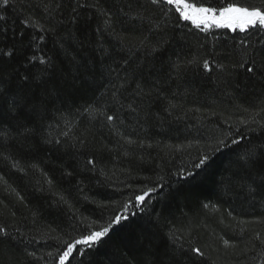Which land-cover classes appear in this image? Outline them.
<instances>
[{
    "label": "trees",
    "instance_id": "obj_1",
    "mask_svg": "<svg viewBox=\"0 0 264 264\" xmlns=\"http://www.w3.org/2000/svg\"><path fill=\"white\" fill-rule=\"evenodd\" d=\"M138 2L144 7L136 9L137 0H133L132 8L145 19H125L123 24L119 23L124 18L120 9L128 0H104L100 7L102 11L111 9L116 33L129 39L135 40L149 24L159 30L156 39L166 48L165 68L170 62L196 60L202 64L207 59L212 72L188 65L175 83L167 81L164 98L147 108L141 106L138 113L127 107L118 110L100 100L103 88L96 90L101 84L97 79L93 87L85 83L78 89H63L55 106L43 119L37 118L36 133L27 140L5 125L0 132V224L12 239L0 253V264H55L63 240L79 235L93 221V230L106 225L114 209L142 189L161 184L164 187L158 188L142 212L134 207L135 217L71 264H143L149 250L163 257L173 238L185 250L191 245L204 252L202 258H185L184 264H264V192L250 194L248 173L237 165L249 141L257 148L264 146L261 90L244 88L242 75L233 76L231 86L226 83V72L237 59L230 54L242 47L240 41L255 45L264 38L228 29H213L209 34L189 31L186 22L176 26L174 15L164 16L147 0ZM229 2L264 6V0H205V6ZM68 4L64 0L65 23ZM50 6L51 0L47 4L46 0H10L8 10L0 11L5 17L0 21V67L18 73L19 83L26 71L41 73L43 66L33 67L37 64L31 61L33 56L51 58L56 66L52 81L62 84V78L75 74L71 62L75 56L94 68L98 77L101 66L93 52L96 40L103 39L94 31L98 21L81 24L84 47L76 41L71 49L61 51L52 34H46L44 43L31 40L38 29L25 27L21 21L47 27L42 13ZM87 15H92L91 10ZM143 34L151 38V32ZM6 52L13 56L3 55ZM219 64L228 66L225 73ZM156 65L161 67V61ZM161 78L167 80V75ZM90 106H98L93 115L83 111ZM104 114L119 119L109 123ZM242 134L245 138L240 146L231 145L230 140L240 139ZM220 138L229 147L212 153ZM57 140L59 144L54 142ZM205 152L211 154L207 168L195 169ZM89 159L95 164H88ZM189 172L196 175L188 176ZM33 252L35 257L29 255Z\"/></svg>",
    "mask_w": 264,
    "mask_h": 264
},
{
    "label": "snow or ice",
    "instance_id": "obj_2",
    "mask_svg": "<svg viewBox=\"0 0 264 264\" xmlns=\"http://www.w3.org/2000/svg\"><path fill=\"white\" fill-rule=\"evenodd\" d=\"M103 2L104 0H95L93 3H90L89 0H74V2L69 0L70 14L67 23H65L64 0H51V6L46 7L42 13L47 17V27L34 24L31 20L21 21L25 27L38 29L39 34L32 36V41L44 43L46 34H52L58 38L54 42L61 51L71 49L76 41H79L80 46L84 47V40L79 35L81 24H88L92 20L98 21L94 31L103 39L96 40L93 52L99 58L101 70L97 77L94 68H89L83 59L77 60L73 56L71 62L76 70L75 74H70V78H62V84L53 83L52 76L55 74L56 66L51 58L33 56L31 61H37L33 67L43 66L41 73L37 75L26 71L21 81L16 83V75L19 74H10L6 68L0 67V132H4V126L7 125V128L12 132L27 140L36 133L37 118L43 119L49 109L55 106L56 102L61 99L63 89H78L85 83L89 87H93L96 85L97 79L101 81V84L96 90L99 92L103 88V92H100V100H106L118 110H124L127 107L132 113H138L141 106L147 108L154 100L159 102L164 98L162 93L165 92L167 81L171 80L172 83H175L176 79L184 74L188 65H194L196 68L202 67L204 72H212L213 68L207 59L203 60L202 64L196 60L188 61L186 64L170 62L165 68L164 53L166 48L163 41L156 39V36L160 35V31L153 30L150 24L146 25L141 35L135 40L116 33L114 27L116 21L111 9L101 10L100 5ZM147 2L156 6V9L166 17L174 15L177 27L180 26V21L186 22L189 31L197 30L209 34L213 29H228L233 33L239 31L245 35L255 34L264 38V6H248L238 2H229L220 7H213L205 6V0H201L199 4L191 2V0H147ZM132 3L133 0H128V4L120 9L124 13V18L120 19L119 23L123 24L125 19L132 21L145 19L139 11L132 8ZM9 4L10 0H0V11L6 12ZM143 7L144 5L137 0L136 9ZM89 10L92 12L91 16L87 15ZM133 11L136 12L135 16L131 15ZM4 20L5 17L0 16V21ZM144 32H151V38L144 35ZM20 35L23 37L25 33L21 32ZM240 45L242 47L235 49L230 54L237 57L231 64L232 70L226 72L228 66L224 64H219L218 68L222 73L226 72V83L229 86L232 84L233 76L238 78L242 75L245 81L244 88H259L261 91L258 94V99L261 112H264V39L258 40L255 45H250L242 39ZM3 55L12 57L13 52H6ZM157 60L161 61L159 68L156 65ZM81 68H84L85 72L82 73ZM240 70L243 72L241 73ZM163 74L167 75V80L161 78ZM239 87L240 83L237 79L236 88ZM124 101H128L127 105ZM171 107L175 108L176 105ZM83 111L93 115L98 111V106L95 108L90 106ZM261 118L264 119V116ZM104 119L109 123H115L119 116L104 114ZM255 122L253 120V123ZM7 135L12 139L15 138L11 137L10 133ZM244 138L245 136L242 134L240 139L232 138L230 143L239 147ZM45 142L51 141L45 140ZM54 142L60 143L58 140ZM228 147L229 142L220 138L212 147V153ZM210 159L211 154L205 152L198 158L194 168L205 170ZM87 163L94 165L95 161L89 159ZM237 165L248 173L251 180L250 194L264 192V146L257 148L249 141L244 153L238 156ZM187 175L194 176L196 174L189 172ZM182 178L184 177L182 176ZM163 187L161 184L142 189L140 194L134 195L120 205L122 211L114 209L113 215L106 225L93 230L96 224L93 221V224L87 225L85 231L79 235L63 240L55 264H71L76 256L83 257L88 250H95L106 238H110V234L117 226H122L137 215V212L132 210L134 207L142 212L143 206L158 192V188L162 189ZM204 207L209 206L205 204ZM11 239L7 228L0 224V253L3 252L4 246ZM225 243L227 244L228 241ZM261 244L264 245V240L261 241ZM189 253L194 256H189ZM29 255L35 257L34 252ZM53 255L51 252L48 253L49 257H53ZM203 256L204 252L200 247L190 245L185 250L183 245H177L173 238L163 257L157 256L149 250L143 264H184L185 258L193 259Z\"/></svg>",
    "mask_w": 264,
    "mask_h": 264
}]
</instances>
